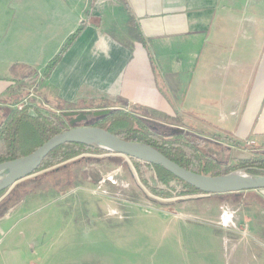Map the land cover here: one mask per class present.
Segmentation results:
<instances>
[{"label": "crops", "instance_id": "1", "mask_svg": "<svg viewBox=\"0 0 264 264\" xmlns=\"http://www.w3.org/2000/svg\"><path fill=\"white\" fill-rule=\"evenodd\" d=\"M81 24L45 78L52 100L117 101L59 110L131 111L264 155V0H0V96ZM14 102L0 100V122Z\"/></svg>", "mask_w": 264, "mask_h": 264}, {"label": "rangeland", "instance_id": "2", "mask_svg": "<svg viewBox=\"0 0 264 264\" xmlns=\"http://www.w3.org/2000/svg\"><path fill=\"white\" fill-rule=\"evenodd\" d=\"M40 59L30 64L40 73L29 67L10 72L20 76L1 101L24 96L22 104L32 105L33 115L34 109L60 115L62 107L116 103L106 96L54 102L58 96L48 90ZM95 117L88 115L86 122ZM140 118L161 134L180 128ZM208 139L221 170L264 156ZM181 190L180 182L158 177L146 163L107 151L83 152L33 173L0 198V264H235V247L246 253L236 264H264V188L221 195Z\"/></svg>", "mask_w": 264, "mask_h": 264}, {"label": "trees", "instance_id": "3", "mask_svg": "<svg viewBox=\"0 0 264 264\" xmlns=\"http://www.w3.org/2000/svg\"><path fill=\"white\" fill-rule=\"evenodd\" d=\"M129 17V21H132L130 13ZM82 29L83 25L81 24L67 38L56 55L46 64L44 72L42 73L43 77L48 76L49 72L60 61L61 57L81 33ZM23 99L24 96H21L18 101L21 103ZM33 108L30 104H22V106L13 109L9 116L0 122V163L31 153L53 135L67 130L72 126L90 125L105 129L126 141L145 143L179 166L195 173L222 175L236 169H242L249 174L264 173V156H253L248 159L237 160L234 165H229L221 170L215 156L216 154L211 148L213 142H210L208 138L193 132H184L176 128H172L167 134H161L157 130L149 128L145 124V120H142V118L131 111L110 109L108 114L95 117V121L90 124L84 120L81 121V125L79 123L70 125L69 117L62 115V113L60 115L55 112L45 114L34 109V115H31L28 110ZM234 145L238 144L235 143ZM83 152L104 153L105 151L83 143H65L51 150L35 172L49 169ZM132 160L137 162L138 165L141 163L136 159ZM147 165L152 166L156 170L158 177L164 180L172 179L180 182L182 193L204 195L203 192L180 181L161 166ZM138 168L142 180L147 184L141 167L139 166Z\"/></svg>", "mask_w": 264, "mask_h": 264}, {"label": "water", "instance_id": "4", "mask_svg": "<svg viewBox=\"0 0 264 264\" xmlns=\"http://www.w3.org/2000/svg\"><path fill=\"white\" fill-rule=\"evenodd\" d=\"M109 111L110 109L69 110L61 113L69 117L70 125H74L86 120L89 114L102 116L108 114ZM65 143H83L143 163L161 166L180 181L200 190L205 195L238 193L264 188V173L249 174L243 170H235L222 175L195 173L179 166L145 143L126 141L100 127L83 125L72 126L53 135L25 156L0 163V193L9 191L19 181L31 176L51 150Z\"/></svg>", "mask_w": 264, "mask_h": 264}, {"label": "flooded vegetation", "instance_id": "5", "mask_svg": "<svg viewBox=\"0 0 264 264\" xmlns=\"http://www.w3.org/2000/svg\"><path fill=\"white\" fill-rule=\"evenodd\" d=\"M93 181H94V180H92V183H93ZM94 184H96L95 181H94ZM109 185H110V184H109ZM10 190H11V189H10ZM8 193H9V191L3 192V193L0 195V198H1L2 196H3V197L7 196Z\"/></svg>", "mask_w": 264, "mask_h": 264}, {"label": "built area", "instance_id": "6", "mask_svg": "<svg viewBox=\"0 0 264 264\" xmlns=\"http://www.w3.org/2000/svg\"><path fill=\"white\" fill-rule=\"evenodd\" d=\"M28 97H30V96H28ZM23 101L25 102V100H23ZM23 101L19 104V106H22ZM29 113H30V112H29ZM179 129L182 130V131H186V129L183 128V127H180Z\"/></svg>", "mask_w": 264, "mask_h": 264}]
</instances>
